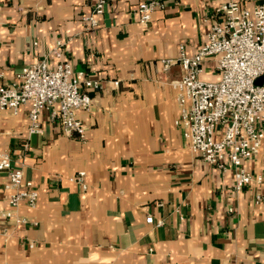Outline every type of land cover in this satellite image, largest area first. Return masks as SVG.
<instances>
[{"label": "crops", "instance_id": "obj_1", "mask_svg": "<svg viewBox=\"0 0 264 264\" xmlns=\"http://www.w3.org/2000/svg\"><path fill=\"white\" fill-rule=\"evenodd\" d=\"M142 1L108 3L88 29L82 17L95 0H0V83L41 60L68 61L100 81L89 109L76 112L83 137L64 135L46 110L42 133L29 136L27 104L0 111V150L38 190L33 207L21 203L5 217L0 171V264H264V200L256 203L264 141L245 162L263 180L237 189L232 167L212 166L188 145L170 86L183 76L180 46L197 53L221 4L252 9L263 0H157L146 25ZM56 39L60 59L51 54ZM166 58L176 62L164 70ZM201 78L220 79L214 61ZM78 171L86 188L70 179Z\"/></svg>", "mask_w": 264, "mask_h": 264}, {"label": "built area", "instance_id": "obj_2", "mask_svg": "<svg viewBox=\"0 0 264 264\" xmlns=\"http://www.w3.org/2000/svg\"><path fill=\"white\" fill-rule=\"evenodd\" d=\"M116 1L95 0L92 12L82 17L86 28L97 27L98 16L105 6ZM159 6L157 0L140 2L136 8L139 22L146 25ZM216 15L207 41L195 55L189 56L185 45L180 46L183 76L170 81L180 106L175 124L182 130L192 151L205 162L223 171L232 167L235 187L242 189L252 181L260 183L263 180L261 175H253L245 162L260 152L264 141V82L256 83L264 75V0L252 9L236 1L223 3ZM62 47L63 41L56 39L51 54L60 59ZM211 60L220 73L219 80L201 78L205 64ZM161 62L166 70L176 60L166 58ZM2 76L0 70V78ZM99 87L98 79L74 70L68 61L59 60L54 66L46 60L35 61L24 65L15 81L0 83V111L17 113L21 105L27 104L29 136L42 133L40 116L46 110L64 135L75 133L83 137L86 127L76 112L89 109L90 92ZM0 171L7 175L4 189L9 191L10 206L1 214L12 217L21 203L33 207L38 190L23 170L12 164L5 150H0ZM84 175V171H78L70 179L86 188ZM263 200L261 194L256 196V203ZM16 221L25 222L26 219L16 216ZM146 222L156 226L163 224L162 220L153 222L152 216L147 217Z\"/></svg>", "mask_w": 264, "mask_h": 264}, {"label": "water", "instance_id": "obj_3", "mask_svg": "<svg viewBox=\"0 0 264 264\" xmlns=\"http://www.w3.org/2000/svg\"><path fill=\"white\" fill-rule=\"evenodd\" d=\"M263 82H264V75L261 76V77H259V78L256 80V83H257V84H261V83H263Z\"/></svg>", "mask_w": 264, "mask_h": 264}]
</instances>
